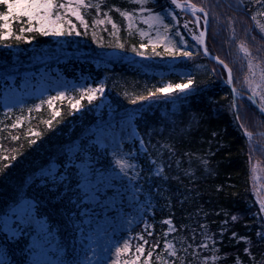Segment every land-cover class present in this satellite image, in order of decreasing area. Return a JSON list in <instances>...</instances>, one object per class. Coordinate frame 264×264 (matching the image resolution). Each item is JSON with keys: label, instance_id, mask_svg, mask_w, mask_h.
Returning <instances> with one entry per match:
<instances>
[{"label": "trees", "instance_id": "obj_1", "mask_svg": "<svg viewBox=\"0 0 264 264\" xmlns=\"http://www.w3.org/2000/svg\"><path fill=\"white\" fill-rule=\"evenodd\" d=\"M86 2L100 4L99 12L95 8L81 9L87 28L75 17H67L75 26L74 33L78 31L80 35L21 33L20 28L27 24L12 23V34L0 40V216L21 200L32 199L36 216L47 222L46 230L38 236L47 240L46 246L54 243L56 261H84L89 253L86 227L107 219L111 220L114 236L132 235L129 257L137 245H144L139 264L157 243L160 246L155 249L151 264H159L157 255L174 260L163 247L169 227L163 221L171 217L177 231L167 239L173 241L184 264H201L204 257L214 254L213 248L221 257L215 264H237V258L240 264H264V239L257 235L264 232V213L253 193L250 170V158L259 159L264 167V113L247 96L237 98L240 123L253 133L254 141L261 142L253 145L237 121L224 68L202 53L197 40L196 48H190V34L199 35L202 20L198 28L192 16L175 8L170 0H148L144 5L153 13L164 14L172 33L179 28L187 42V46L180 47L193 53L187 60L172 65L170 60L174 58L164 52L163 44L155 47V53L160 55L154 54L149 39L155 41L156 26L150 28L138 18L140 5L136 0ZM191 2L208 11V51L232 69L233 85L243 94H251L241 75L243 66L237 45L245 42L255 56L264 59V33L251 20V15L264 11V7L254 0ZM116 9L136 14L131 30ZM169 11L176 14L178 25L167 15ZM0 12H6V6L0 5ZM104 13L116 23L118 31L107 22ZM258 19L264 23V16ZM98 20L105 23L94 24ZM185 21L189 22L188 29L183 27ZM140 30L149 35L141 36ZM5 31L0 28V34ZM18 35L20 39L16 38ZM173 38L179 41V37ZM118 44L124 47H117ZM141 44L145 47L141 48ZM41 66L51 68L54 75L43 88L35 84L12 96L3 93L8 76L19 85L23 72L35 76ZM180 67L189 68L195 81V90L187 98L173 96L131 103L136 96L146 95L148 90L154 91L165 83H186L187 78L177 71H166ZM100 85L108 100L103 96L89 105L86 96L81 99L82 88ZM60 92L64 97L53 99L49 105V99ZM77 100L79 110L74 111L71 104ZM102 103L104 107L100 108ZM129 114L135 116L132 121L144 149L139 147V140L112 143L106 148L90 141L98 125ZM32 140L36 142L33 144ZM73 146L76 147L72 151ZM113 152L135 154L140 166L137 170L141 171L138 181L119 174L113 164ZM151 160L165 166L166 181L148 175L154 168ZM205 160L207 164L202 162ZM54 165L57 170L52 173ZM84 171L92 173L90 179L99 189L96 194L80 187ZM42 172L50 175L43 177ZM136 187L141 188L139 193H134ZM110 197L115 201L113 209H107ZM233 216L237 219L233 220ZM201 225L207 228L202 230ZM205 232L216 243L208 241V248L197 249ZM30 243L29 231L10 236L0 221V260L5 264H28L33 253ZM193 251L199 255H192ZM176 264L180 261L176 260Z\"/></svg>", "mask_w": 264, "mask_h": 264}, {"label": "snow or ice", "instance_id": "obj_2", "mask_svg": "<svg viewBox=\"0 0 264 264\" xmlns=\"http://www.w3.org/2000/svg\"><path fill=\"white\" fill-rule=\"evenodd\" d=\"M255 3L264 7V0H254ZM136 3L140 5L138 12H139V19L144 23L147 24L150 28L156 26V39L155 41L149 39V43L153 46V51L155 55H160V53H155V47L157 44L164 45V52L173 58L176 57H183V58H190L193 53L189 51L183 50L180 47L181 44H186L187 42L183 38V34L180 32L179 28L176 29L174 33L171 32V27L169 24L165 23V15L162 13H153L151 9L144 7L148 3V0H136ZM171 5H174L175 8L178 9H188L192 12L195 16L194 23L199 24L201 19L204 22V29L199 32V35H195L194 38L197 40L199 44L205 43V37L207 33V23H208V11L204 7H197L196 4L192 3L191 0H170ZM0 5L6 6V12H0V21L3 23L0 24V28L6 30L3 34H0V40L6 39L7 36L11 35V25L12 23H24L27 24V27H21L20 32L23 33L25 31L31 32L36 31L43 35H56V36H63V35H72L74 33V25L72 20L67 19L68 15L75 17L76 20L80 21V23L87 28L88 24L84 20V15L82 14L81 9H88V8H95L97 12L100 10V4L97 3L95 5L91 3H87L86 0H66V2H61V0H0ZM116 11L120 12V15L124 17L127 21V27L131 30L134 26V12L129 11H121L120 9H116ZM147 12L148 15L145 16L144 13ZM197 12L203 13V17L196 15ZM107 22L112 25L114 30L118 31L117 25L111 18L108 16V13H104ZM167 15L171 16L173 20L176 21V24H179V20L174 12H167ZM258 16H264V11L255 13L251 15V20L254 22L255 27L259 30L260 33H264V23L258 19ZM105 20H98L94 21V24H104ZM65 24L68 25L65 28ZM38 25V27H37ZM189 22L185 21L183 27L188 29ZM162 29V31H161ZM191 32V29H189ZM247 32V29H245ZM75 35H80L81 33L76 31ZM141 36L149 35L147 32L142 30L139 31ZM173 37H179V41H176ZM20 39L21 37L18 35L16 37ZM253 40L255 37L252 38ZM117 47L123 48V44H118ZM141 48L145 47L144 44L140 45ZM238 51L243 54V58L247 61V69L248 74L244 77V84L250 91L251 95L248 97L256 106L261 113H264V59L260 56H254L252 51L249 49L245 42H241L238 46ZM132 51H137L135 48ZM204 54H208V48L205 46ZM259 52L260 49H257ZM138 55L143 56V52H138ZM220 65L227 70L228 78L227 83L232 84V69L224 62V60L220 59L219 57H215ZM187 75V82L186 83H165L162 87L155 88L154 91L148 90L146 95H138L134 99L131 100L132 104H137L140 101H155L157 98H170L175 96L176 98H180L183 96L187 98L188 95L192 94L195 90V81L192 78L191 74ZM233 92L239 95L237 89L233 88ZM105 93V88L103 85L99 87H88L81 89V99L85 96L87 98L88 104L91 105L93 101H96L98 98H103ZM99 94V97L98 95ZM64 97V93L60 92L57 97H52L49 99L48 103L51 105V101L53 99H62ZM80 106V100H77L75 103L71 104V107L74 111H78ZM236 107L235 103L232 105ZM56 115H59L57 112ZM129 121L135 119V116L129 114L128 117ZM51 121H48L49 126H51ZM15 127V125H13ZM243 129L244 135L248 138L253 136V133L248 131L247 128H244L243 125L240 126ZM215 135V133H213ZM15 139V138H14ZM35 140H32L31 143H35ZM141 145L143 146V140L140 141ZM169 147V146H165ZM169 151H171L169 147ZM113 164L116 168L119 169V174H121L124 178L131 180V181H138L141 176V171L137 169L140 168L139 164L136 161V156L133 152H128L127 154H120L117 155L116 152H113ZM13 160L16 159L15 156L12 157ZM251 160V158H250ZM204 164H207V161H202ZM150 163L154 166L153 170L149 172V176L159 177L163 180H167L168 177L164 174L165 173V166L162 163H158L156 160H151ZM8 165L5 164L4 168H7ZM251 172L253 173V180L260 179V177L256 176V173L260 171L259 163L253 164L251 166ZM0 172H3V169H0ZM49 172H42L43 177L49 176ZM92 173L90 171H84L81 173L83 178V183L80 184L85 192H88L90 187H95L92 185L90 176ZM53 183L55 184L56 178L53 175L52 177ZM99 191V189H95ZM141 188L136 187L134 188V193H139ZM260 191H264V187L260 189ZM258 198L260 197V192L257 191ZM94 198V197H93ZM25 205L27 209H25ZM259 205L260 211L264 212V198H259ZM35 208V204L28 200L24 201L23 204L18 205L16 208L12 209V214L15 216L17 221V227L13 230V237L16 235L17 232L23 234L25 231L32 224H37L43 227V222L36 219L35 213L33 209ZM233 220H236L237 217L233 216ZM12 220V216H9L7 213L4 216H0V221H3L5 224V229L7 230V226L10 225ZM163 223L167 224L168 230L164 233L165 241H164V252L167 254L168 257L176 258L174 260H168L162 258L160 255L156 256V260L159 264H176V260L180 261V264H184L183 258L178 256V250L173 243V241L168 240L167 237L169 234L174 233L177 231L175 225L173 224L172 218L169 217L163 221ZM148 226L146 225V228ZM206 225H201V229H206ZM149 236L152 235L151 232L147 233ZM38 235H40L38 233ZM233 237L236 236V233L232 234ZM257 235L264 239V232H258ZM143 240V236L140 237ZM241 239L247 240L246 237H242ZM208 241H212L215 244V240L212 236L207 235L205 232L203 236V242L198 244L196 247L197 249L208 248L209 244ZM147 241H144V244H147ZM160 245L157 243L152 246V250L148 251L147 256L143 260V264H151V259L155 252V249L158 248ZM188 248H191V245H188ZM188 248H184L183 251L187 252ZM130 246L127 241L124 242L123 247H117L115 249V254L117 257L121 255L122 252H129ZM218 249L213 248V255L211 257H204L201 261V264H208V261L211 260L212 264H215L217 260L221 257L216 255L215 253ZM145 252L144 245H140L136 248V253L138 255L135 256L133 260L125 261V264H139L141 260V255ZM245 252H249V249L245 248ZM192 255L198 256V252L193 251ZM96 264H101V257H96ZM93 257H89L85 254L84 261H78L77 259H73L71 261H65L62 258L58 259V261H47V264H92ZM0 264H5L4 261L0 260ZM37 264H42V262L37 261ZM237 264H240L239 259L237 258Z\"/></svg>", "mask_w": 264, "mask_h": 264}, {"label": "rangeland", "instance_id": "obj_3", "mask_svg": "<svg viewBox=\"0 0 264 264\" xmlns=\"http://www.w3.org/2000/svg\"><path fill=\"white\" fill-rule=\"evenodd\" d=\"M194 36H195V34H193V33L190 34L192 42H188L190 44V48H192V49L196 48V45H195L196 39L194 38ZM152 40H153V38H152ZM184 45L187 46V43ZM187 59L188 58L176 57V58L170 60V63L173 65V64H177L180 61L183 62ZM262 59H263V57H262ZM240 60H241L242 66H243V69L241 71V75H243L245 77L248 74V69H247V61L245 58H243L242 53H240ZM197 67L201 70L203 69V66H201V65H199ZM54 69L58 70L56 67ZM51 70L52 69L49 67L44 68L41 66L40 72L35 73V76H31L32 75L31 72L26 71L22 74V79H21L19 85L18 84L16 85L13 82V79L11 77H9V79H10L9 83L4 85L3 93L6 96H12L14 94L21 93L22 88H32L35 84H37V86L39 88H43V86H45L48 83L49 78H54V75L52 74ZM224 70L226 72V77H228L226 69H224ZM166 71L167 72H176L177 71L182 77H186V78H187L186 74H191V70L187 67H180L177 69L170 68ZM57 73L61 75L59 70L57 71ZM226 80H227V78H226ZM97 87H99V86H97ZM233 87L235 89H237L235 86H233ZM237 90L239 92L240 97H245V96L249 97L251 95V94H243L242 90H239V89H237ZM97 95H99V94H97ZM104 100H108V98L105 97V95H104ZM103 107H104V104L103 103L100 104V108H103ZM233 110H234V107H233ZM128 117L120 118L116 121H111V122L106 123V124L103 123V124L98 125L96 128L95 137L93 139H91L90 141L97 144L101 148H106L109 145H111L112 143H117L119 145L120 142L139 140V147L141 149H144V145L142 146L140 143L141 139H140V136L137 132L135 125H134L133 121H129ZM255 140L256 141H254L252 139V137L248 138V142L249 143L252 142L253 145L254 144L258 145L259 143H261L259 140H257V139H255ZM75 147L76 146H73L70 149H72V151H73V149ZM71 152H70V154H72ZM251 160H252L251 166L253 164L259 163V166L261 169L260 171H258L256 173V176L260 177V179H257L255 181L252 178L253 173L251 172L253 193L255 194L256 199L259 203V198H264V191H260V189L262 187H264V167L260 163L259 159L251 158ZM56 170H57L56 165H54L51 167L50 172L53 173ZM91 182H92V185L95 186L94 180H91ZM90 189H91L92 194H96V192H97L95 190L96 187H94V188L90 187ZM257 191L260 192L259 198L257 196ZM28 200H30V199L26 198V199L21 200L20 202L16 203L9 210V212H7V214L9 216H12L11 223H10V225L7 226V230H6V232H8V234L10 236L13 235V230L17 227V221L15 219V216L12 214V209L16 208L18 205H21L24 203V201H28ZM114 202H115L114 199L112 197H110L109 200L106 202L107 209H113L114 208ZM25 209H27L26 205H25ZM33 211L35 213V208L33 209ZM35 216H36V214H35ZM36 219L43 222V227H41L40 225H37V224H32L27 230V231H29L30 236H31V243L30 244L33 246V253H32V256H31L28 264H37V261H40L43 264V263L47 262L48 260H51L52 258L55 257V256H53L54 243H50L48 246H46L45 243L47 242V240H43L38 236L39 232L46 230V224L47 223L45 221V218L44 217L39 218L36 216ZM3 228L5 229L4 222H3ZM86 230H87L86 250H88V252H89L88 256L93 257L92 264H96V259H95L96 257L102 258L101 264H125V261L133 260L135 258V256L138 255L136 253V250H135V252L132 253V256L129 257V255L131 253V249H132V242H131L132 235L130 233H128L125 235L119 234L118 236H114L110 219H107L104 221L100 220V221L95 223L94 227L87 226ZM119 231H121V230L116 229V232H119ZM16 234H20V232H17ZM125 241H127L129 243L130 251L129 252H122L121 255L119 257H117L115 254V249L117 247H123V244ZM137 247H138V245L136 246V248ZM52 260L56 261V258H54Z\"/></svg>", "mask_w": 264, "mask_h": 264}, {"label": "water", "instance_id": "obj_4", "mask_svg": "<svg viewBox=\"0 0 264 264\" xmlns=\"http://www.w3.org/2000/svg\"><path fill=\"white\" fill-rule=\"evenodd\" d=\"M183 11H185V12H187V13H189V14H191L194 18H195V16L192 14V12L190 11V10H188V9H183ZM196 15H198L197 13H196ZM199 16V15H198ZM204 23V22H203ZM198 26L200 25V23L199 24H197ZM208 25H209V20H208V23H207V31H208ZM204 27H205V25H204ZM206 36H207V33H206ZM206 46V37H205V43L204 44H200V47H201V50H202V53L204 54V51H203V49H204V47ZM207 47V46H206ZM205 55V54H204ZM205 56H207L210 60H213V61H215V62H217L218 63V61L215 59V55H213L212 53H210L209 51H208V54L207 55H205ZM227 71V70H226ZM228 74V73H227ZM228 78V77H227ZM232 78H233V75H232ZM228 84V83H227ZM228 86L231 88V90H232V93H233V96H234V103H235V105H236V107H234V111H235V114H236V116H237V121H238V123L241 125V123H240V120H239V118H238V101H237V97H238V95L236 94V93H234L233 92V83L232 84H228Z\"/></svg>", "mask_w": 264, "mask_h": 264}]
</instances>
